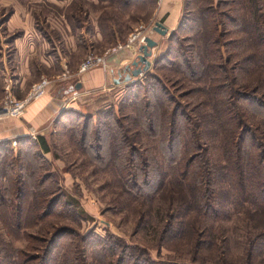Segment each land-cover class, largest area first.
Returning <instances> with one entry per match:
<instances>
[{"label": "rangeland", "instance_id": "374dc122", "mask_svg": "<svg viewBox=\"0 0 264 264\" xmlns=\"http://www.w3.org/2000/svg\"><path fill=\"white\" fill-rule=\"evenodd\" d=\"M129 2L0 0V106L9 98L23 99L42 76H57L64 68L72 71L73 65H60L69 55L66 50L71 47L66 42L71 44L72 37L84 44L99 28L106 35L113 37L119 31L127 38L140 23L149 26L150 34L157 0ZM186 2L192 17H198L200 9L209 5L235 16L234 21L222 16L227 24L220 27L223 46L232 47L222 48L223 57L230 59L223 65L226 89H215L216 81L211 85L202 73L200 81H193L189 71H180L181 79L172 72H159L167 84L165 90L150 77L146 86L133 88V82H140L146 73L135 81L126 73L128 83L119 88L113 89L110 83L112 90L97 93L95 98L67 101L61 112L72 110L70 114L59 123L60 112L46 131L50 152L32 136L24 143L18 141L24 138L0 142V196L5 195L16 206L20 182L25 180L23 194L32 207L17 230L6 226L8 214L0 213L1 258L8 248L12 257L22 256L24 251L32 260L39 259L38 264L48 258H55L51 264H134L135 260L136 264H247V256L254 250L251 264H264V210L256 201L238 200L226 176L230 134L234 143L245 139V148L264 146V65H260L263 61L257 53L259 46L264 48V15L253 17V29L248 0ZM32 33L40 36L41 43L33 52L40 78L19 97L14 88L19 77L16 62L24 57H18L17 49L24 46L21 39ZM192 33L186 30L180 38ZM165 43L171 45L170 40ZM183 43L188 45L186 39ZM88 50L80 49L72 56L79 63L72 71L76 75L69 80L75 82L83 74H78L79 64L95 52ZM233 51L236 53L230 56ZM253 52L258 56L255 60ZM46 58L54 61V70L42 67ZM234 75L239 82L233 86ZM161 104L166 106V115L168 108L177 107V127L171 126L169 116L160 117ZM149 113H153V126ZM232 115L249 127L248 133L230 131ZM189 164L191 177L185 179ZM131 174L137 176V183L125 181ZM214 178L216 184H212ZM199 181L210 188L216 186L217 192L210 194L218 195V214L201 216V220L191 213L199 198L195 187ZM56 197L51 214L43 218L37 215L43 212L37 202L45 207ZM193 221L205 230L190 237L189 223ZM43 246L49 255L43 254Z\"/></svg>", "mask_w": 264, "mask_h": 264}, {"label": "trees", "instance_id": "16d2710c", "mask_svg": "<svg viewBox=\"0 0 264 264\" xmlns=\"http://www.w3.org/2000/svg\"><path fill=\"white\" fill-rule=\"evenodd\" d=\"M250 12L252 16V28L254 29V22L253 17L258 16V18L263 14L264 15V0H248ZM126 4H130L129 0H125ZM189 10L185 11V14L183 18L180 21V24L178 28L171 33L170 35V42L171 45L167 48V50L154 62L153 65V72L150 73V70L146 73L144 78L139 79L140 82H133V88L140 85L139 87L146 86V83L148 82V78H152L158 85H160L161 90L167 89V84L164 82L162 75L159 72H162L164 74H167V72H172L173 75L177 76V79L180 76V71H189V79L193 81H200L201 80V73L204 74V76L208 77L211 85H213V81H216L214 84L215 89L224 90L227 87V80L224 78L226 75V68H223L224 61H229L230 59H226V57H223V46L222 43V30H220V27L227 24V19H223L222 16H226L227 18H231L232 21H234L235 16L233 14L230 15H224L222 10H216L213 5H209L204 9H200L199 16L198 17H192L188 14ZM193 14V13H192ZM263 17V16H262ZM238 20L235 22L237 23ZM194 25H199V28ZM186 30H190L193 33L190 36L180 38V34ZM255 36L251 37L252 41L254 40ZM263 38V37H262ZM177 39V40H175ZM180 39V41L178 40ZM182 39V40H181ZM186 39L188 42V45L184 46L183 40ZM238 40L237 38H235ZM175 41V44H174ZM264 42V38L261 40ZM261 42V43H262ZM232 45V43L228 44ZM263 47L264 44L262 43ZM190 46V48H189ZM254 46V43H253ZM229 49L232 47L229 46ZM185 51L182 53V51ZM227 50V49H226ZM228 51V50H227ZM238 51V49H236ZM189 52V53H186ZM231 53V54H230ZM236 52H229L230 56H233ZM257 53L261 55L259 60H262L263 62L260 63L261 66L264 65V48L259 46L257 48ZM255 55L258 58L257 54L253 52V59L255 60ZM185 65V69H182L179 65ZM264 67V66H263ZM231 71V69H228ZM202 71L206 72L203 73ZM209 72V73H207ZM211 72V73H210ZM186 75V73H183ZM201 76V77H200ZM187 77V76H185ZM232 78L231 85H238V78ZM237 80V82L235 81ZM138 80V81H139ZM183 80V79H182ZM184 81V80H183ZM222 93V92H220ZM219 93V94H220ZM170 96V94L168 95ZM174 96H170V98H173ZM172 101V100H171ZM173 102V101H172ZM228 103V101L226 100ZM176 104V103H175ZM222 105H225L223 102H221ZM232 103L230 102V105ZM162 107V115H160L161 118H165L169 116L171 122V126H178L179 124V112L177 107L171 108V110L168 108L166 115L165 108L166 106L164 104H161ZM149 108L152 107V104L148 106ZM231 107V106H230ZM70 111L61 112L59 117L57 118V122L61 123V121L64 118V115L69 113ZM232 113V109H230ZM151 120L150 125L153 126L155 123V120L153 118V113H149ZM228 116V115H227ZM231 118V129L230 131L235 133H240V131L249 132V127H245L246 124L242 122V120L239 117L236 116H229ZM223 122L227 123V118L224 116ZM186 127V125H185ZM172 132H175V128H172ZM171 132V133H172ZM194 134V133H193ZM231 135V141L229 143L230 150L229 156L230 158L227 159V168L228 171H226V176L230 179L231 187L234 195L238 200L245 201V202H255V204L259 207H261L264 210V152L263 148L264 146H258V144H253V147L245 148L244 140L238 141V143H234L233 136ZM191 138H194L193 135H190ZM190 138V139H191ZM30 138H24L19 139L18 141L21 143H24ZM254 139V138H253ZM40 147L44 148L46 152H50V146L47 141V138L45 135H38V138L36 139ZM246 141V140H245ZM12 143V142H6V144ZM258 147H257V146ZM194 160V159H193ZM192 162V161H191ZM190 163V162H189ZM191 164L185 166V179H190V175H188L189 167ZM124 173H126V167H124ZM194 178V177H193ZM47 178L45 177V180ZM137 176H133L132 174L129 175L127 178H125V181L130 184V182L137 183ZM195 179V178H194ZM202 178H198L195 180H202ZM39 177L35 180L38 181ZM44 178H42V181H45ZM41 181V180H40ZM41 181V184L44 183ZM21 186L19 188L18 194H16V206L14 205V202H8L5 199V195L0 196V201L2 204L0 213L2 214H8L7 220L9 223L6 224V226L10 227V229H21L23 227V221H24V215L28 214L30 210H32L31 204L28 200V198H25L24 188L25 184L27 182L21 181ZM210 184V183H209ZM212 184H216L215 178L212 181ZM202 186V187H200ZM202 181H199V185L196 184V190L199 194V198H197L196 205H193L195 209L191 208V213H194L195 216H199V220H201V216H211V215H217L218 210L217 207L218 204L216 200H218V195L212 196L210 192L213 193L217 192L216 186L211 187L210 185H205L203 188ZM215 189V190H214ZM50 200L49 204L48 202L45 203V207L40 206V202H37V206L41 208V211L43 210L42 214L41 212L37 215H41L43 218L44 216L47 217L51 212L53 211L54 207L57 204V199ZM258 203V204H257ZM39 208V209H40ZM190 213V214H191ZM44 215V216H43ZM198 222V220H197ZM197 222L193 221L189 223L190 229V237L193 234H196L199 236L201 232L200 230L204 231L205 229L203 226H198ZM170 230V229H169ZM168 230V231H169ZM171 233L173 234L174 231L171 229ZM195 237V236H193ZM197 243V241H196ZM39 249L42 248V246H37ZM44 248V246H43ZM43 254L49 255L46 249L44 248ZM255 251L252 250L247 256V264H251L250 261H252V258H254ZM22 256H14L12 257L11 254L8 252V248H6V253L2 256L0 254V264H38L40 263L39 259L32 260L30 254H25L24 251L21 253ZM121 258H118L117 262H119ZM52 261H55V258H48L46 262H43V264H51ZM123 261V259H122ZM126 261V260H124ZM134 264L137 263V260L133 262Z\"/></svg>", "mask_w": 264, "mask_h": 264}, {"label": "crops", "instance_id": "0c3cea01", "mask_svg": "<svg viewBox=\"0 0 264 264\" xmlns=\"http://www.w3.org/2000/svg\"><path fill=\"white\" fill-rule=\"evenodd\" d=\"M157 3L158 7L152 14V16H155L153 24L157 22L163 23L168 29V34L163 36L154 31L150 32V37L158 42L157 46L153 49V56L150 58L152 62L158 56L160 57L169 47L165 42L169 40L171 33L178 28L187 6L186 0H157ZM30 35V40L28 38L29 34H26V36L21 39L24 40V46L21 47L18 45L17 49L18 57H24L21 61L18 59V63L16 62L19 77L17 78V83H15L14 88L19 97H23L35 80L40 78L39 74H36L33 53L36 46L41 43L40 40H38L40 36L36 33ZM125 38L126 34L122 35L119 31L114 32L112 37V35H106L105 31L99 28H96L94 33L91 34L89 38L85 39L86 41L84 40V44H80V42H77L72 37L70 38V41H72L71 44L66 42L67 47L68 45L71 47V49L68 48L69 50H66L69 55L62 59L60 65H73L74 68H70L75 72L79 62L75 61L72 56L75 55L78 50H88L89 48L88 51L94 50L97 53H102L108 45L115 44L118 41H125ZM164 44L166 47L162 52ZM139 53L140 52L136 51V49L124 50L108 58L107 69L101 66L96 67L83 73L81 76L79 75V80L75 82L73 80H68L52 86L44 97L30 102L26 107L24 115L20 118L12 116L0 117V142L16 141L19 138H28L31 136L36 137L37 134L46 136V131L54 124V121L64 109L66 106L65 104L70 98L73 99L72 102H76L78 98H95L97 93L99 94L106 90H112L109 86L110 83L114 86L113 89L127 84L128 81L125 79L126 73L124 69L127 65L132 64ZM49 59L51 58L43 59L41 65L45 70L49 68L54 70V61ZM66 59H69L70 62L68 63ZM153 65L151 70H153ZM47 66L49 68H47ZM131 70H135V67L131 66ZM120 71L123 74H121ZM42 74H45V72ZM131 80L134 81L136 78ZM98 98H103V95H98Z\"/></svg>", "mask_w": 264, "mask_h": 264}, {"label": "built area", "instance_id": "2783aa9c", "mask_svg": "<svg viewBox=\"0 0 264 264\" xmlns=\"http://www.w3.org/2000/svg\"><path fill=\"white\" fill-rule=\"evenodd\" d=\"M151 28L152 31H154V27ZM148 29L149 26L144 23H140L128 35L125 41L116 42L106 49L102 54H97L95 52L88 53L79 64L78 74L86 73L100 66L107 69L108 58L115 56L124 50L136 49L138 52H140V46L145 44L146 39L150 37ZM75 75L76 74H74L69 69L64 68V70L57 76H42L40 80L32 85L23 99L9 98V100L5 103V106H0V115L22 117L25 113L27 105L30 102L44 97L52 86L66 82ZM34 138L36 139V137Z\"/></svg>", "mask_w": 264, "mask_h": 264}, {"label": "water", "instance_id": "95a60500", "mask_svg": "<svg viewBox=\"0 0 264 264\" xmlns=\"http://www.w3.org/2000/svg\"><path fill=\"white\" fill-rule=\"evenodd\" d=\"M153 30L163 36L168 34L167 27L161 22H157ZM157 44L158 43L156 40H154L151 37H148L146 39V43L140 46L139 48L140 53L133 60L132 64L127 65L126 68L124 69L125 73H131L132 75L131 79L138 78L144 75L145 73H147L151 69L154 62H152L150 58L153 56V49L157 46ZM148 64L150 65L148 66ZM131 66L132 67L134 66L135 70H131ZM120 73L123 74L121 71Z\"/></svg>", "mask_w": 264, "mask_h": 264}, {"label": "flooded vegetation", "instance_id": "af4514ba", "mask_svg": "<svg viewBox=\"0 0 264 264\" xmlns=\"http://www.w3.org/2000/svg\"><path fill=\"white\" fill-rule=\"evenodd\" d=\"M129 72V71H128ZM139 78V77H138ZM135 81V80H134Z\"/></svg>", "mask_w": 264, "mask_h": 264}]
</instances>
